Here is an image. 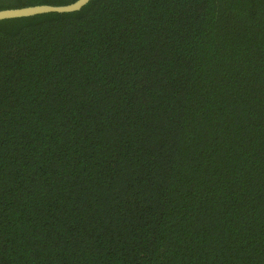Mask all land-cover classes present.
<instances>
[{
	"label": "trees",
	"instance_id": "obj_1",
	"mask_svg": "<svg viewBox=\"0 0 264 264\" xmlns=\"http://www.w3.org/2000/svg\"><path fill=\"white\" fill-rule=\"evenodd\" d=\"M0 264H264V0L0 20Z\"/></svg>",
	"mask_w": 264,
	"mask_h": 264
},
{
	"label": "water",
	"instance_id": "obj_2",
	"mask_svg": "<svg viewBox=\"0 0 264 264\" xmlns=\"http://www.w3.org/2000/svg\"><path fill=\"white\" fill-rule=\"evenodd\" d=\"M89 1L90 0H75L71 3L64 5L38 4V5L24 6L18 8L1 9L0 20L16 18V17L32 16V15L48 13V12H59V13L73 12L81 9Z\"/></svg>",
	"mask_w": 264,
	"mask_h": 264
}]
</instances>
